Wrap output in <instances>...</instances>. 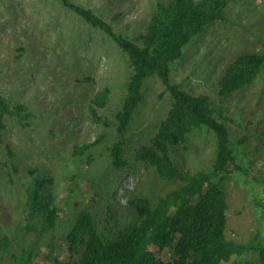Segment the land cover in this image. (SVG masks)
Returning <instances> with one entry per match:
<instances>
[{
  "label": "rangeland",
  "instance_id": "374dc122",
  "mask_svg": "<svg viewBox=\"0 0 264 264\" xmlns=\"http://www.w3.org/2000/svg\"><path fill=\"white\" fill-rule=\"evenodd\" d=\"M70 1L139 44L135 38L146 26L137 20L145 0ZM126 23L132 24L128 31ZM246 53L264 55V0H231L224 19L193 37L170 65V80L192 97H206L211 118L226 127L235 144L240 170L222 177L219 185L226 202L224 234L260 251L264 250V64L249 84L228 97L219 96L224 71ZM131 76L126 52L60 0H0V98L12 111L20 105L26 108L21 118L6 115L0 127V255L9 238H29L24 232L27 192L35 183H42V195L53 199L58 225L52 255L60 254L61 259L67 249L58 252V241L80 215L91 216L96 233L105 244L112 243L142 222L130 202L155 207L180 184L177 178L162 177L156 167L136 161L142 148L152 146L174 103L155 75L144 80L142 99L124 134L122 156L130 168L110 164L117 133L114 127L105 129L94 122L91 108L112 123L126 99ZM102 92L107 98L99 107ZM98 137L99 144L75 155V146L92 144ZM216 142L213 131L189 124L185 140L171 145L168 157L179 172L207 171ZM259 251L237 259L238 264H264ZM35 261L47 264L43 258Z\"/></svg>",
  "mask_w": 264,
  "mask_h": 264
},
{
  "label": "trees",
  "instance_id": "16d2710c",
  "mask_svg": "<svg viewBox=\"0 0 264 264\" xmlns=\"http://www.w3.org/2000/svg\"><path fill=\"white\" fill-rule=\"evenodd\" d=\"M60 1L86 24L104 32L126 52L131 63L128 93L114 121L110 123L100 118L91 108L94 122L105 129L114 127L117 133L118 140L109 155L110 164L115 169L130 168L122 156L124 134L142 99L140 92L144 80L155 75L169 90L174 103L169 117L152 140V146L142 148L136 161L156 167L162 177L177 178L180 184L155 207L147 202H130L142 222L135 229L119 234L112 243L105 244L96 233L91 216L80 215L64 234V239L58 241L61 242L58 252L67 249L66 257L61 259L57 258L60 254L52 255L53 235L58 225L53 199L42 195L39 190L42 183H35L27 192L29 213L24 232L29 238L6 240L0 264H37L34 260L38 258H43L47 264H238L237 259L250 251H259L253 244L240 245L224 234L226 202L219 185L222 177L240 170L235 144L229 140L226 127L211 118V103L206 97H192L170 80V65L181 57L183 48L193 37L224 19L231 0H145L137 22L146 27L135 38L138 45L128 36L117 33L108 21L93 11L70 0ZM120 17L121 14L116 15L112 21ZM130 26L132 24L126 23L127 31ZM263 64L264 55L246 53L239 56L224 71L219 96L228 97L232 91L249 84ZM106 98L107 92H102L97 98L99 107H104ZM14 109L12 111L7 101L0 98V127L6 115L21 118L20 112L26 110L22 105ZM189 124L204 126L216 135L215 154L207 171L179 172L168 157V148L185 140ZM100 139L75 146V155L99 144ZM40 197L44 201L39 205ZM259 252L264 260V250Z\"/></svg>",
  "mask_w": 264,
  "mask_h": 264
}]
</instances>
